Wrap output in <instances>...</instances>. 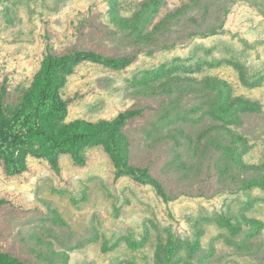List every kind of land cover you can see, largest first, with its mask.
Masks as SVG:
<instances>
[{"label": "rangeland", "instance_id": "374dc122", "mask_svg": "<svg viewBox=\"0 0 264 264\" xmlns=\"http://www.w3.org/2000/svg\"><path fill=\"white\" fill-rule=\"evenodd\" d=\"M121 1V13L129 17L145 0ZM164 1L146 31L168 13L190 6L150 41L137 43L112 21L108 0H0V100L5 107L20 105L47 53L91 50L133 57L121 70L87 61L76 66L62 89L69 107L66 122H96L141 110L124 128L130 163L148 169L169 197L130 175L118 177L102 145L88 150L83 165L62 154L59 170L29 155L27 169L9 175L0 161V199L5 200L0 252L24 264H158L156 248L169 231L194 239L203 228L190 264H264V228L247 240L244 232L233 237L216 222L220 215L236 218L241 211L264 221V191L242 188L250 174L236 168L224 172L216 145L209 144L211 137L229 143L213 128L223 121L200 108L199 93H155L142 84L149 73L175 67L180 69L162 80L180 73L231 82L236 95L262 104V111L243 114L242 123L231 128L249 140L246 161H264V82L259 87L243 83L234 65L238 60L264 73V0ZM179 96L176 110L164 119L170 101ZM250 199L255 203L247 209Z\"/></svg>", "mask_w": 264, "mask_h": 264}, {"label": "trees", "instance_id": "16d2710c", "mask_svg": "<svg viewBox=\"0 0 264 264\" xmlns=\"http://www.w3.org/2000/svg\"><path fill=\"white\" fill-rule=\"evenodd\" d=\"M108 2L112 21L135 36L137 43L150 41L161 26L180 19L190 6L185 5L168 13L159 23L154 24L150 31H146L160 12L164 0H145L129 17L121 13L123 10L121 0H108ZM133 60V57L108 56L91 50H76L63 55L47 53L31 86L25 91L20 105L10 110L0 100V161L6 172L9 175L24 172L27 169L29 155L46 159L56 170H59L60 157L65 153L71 154L76 163L83 165L88 150L102 145L111 155L118 177L130 175L143 184L151 185L157 193L168 200L163 184L149 173L148 169L130 163V140L124 128L128 120L141 114V110H127L112 119H101L96 122L85 119L66 122L69 107L67 100L63 98L62 89L76 66L87 61L121 70L131 65ZM234 65L243 83L252 87L263 84L262 70L240 63L238 60L234 61ZM178 69L180 68L175 67L162 72L149 73L148 78L142 80V84L155 93L162 89L170 95L174 93L180 95L184 91L201 94L203 102L200 108H204L214 119L223 121L213 128L229 137V143L221 142L215 137L209 138V144L216 145L215 148L218 149L223 162L222 170L227 172L236 168L250 174L242 179L241 187L247 191L255 188L264 191V161L261 163L246 161L245 156L250 151L249 140L231 128L234 124L242 123L243 114L262 111V104L236 95L232 83L217 75H207L198 79L178 73L171 77L167 75V79L162 80L165 74ZM156 81L161 83L154 85ZM180 100L181 96L172 98L164 119L168 118L172 110H176ZM176 116L181 117L179 112ZM181 133L184 134L183 130ZM170 136L175 138L177 144L180 143L176 135L170 133ZM4 203L5 200L0 199V208ZM254 203L253 200H248L247 209L253 207ZM235 217L220 215L216 218V222L226 227L233 237L244 232L247 240L259 235L264 228L263 220L249 217L244 211ZM203 230L199 228L194 239H180L169 231L167 237L161 240L156 248L157 263L190 264L189 261L201 246ZM139 246L136 245L135 248ZM0 264H24V262L9 253L0 252ZM201 264L207 263L203 261Z\"/></svg>", "mask_w": 264, "mask_h": 264}]
</instances>
